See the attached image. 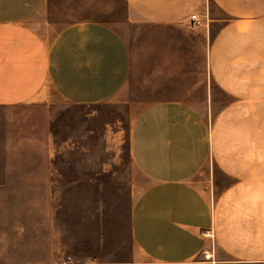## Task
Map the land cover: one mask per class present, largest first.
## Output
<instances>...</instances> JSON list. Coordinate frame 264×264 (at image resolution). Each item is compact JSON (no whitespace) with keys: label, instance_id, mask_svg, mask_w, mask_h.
<instances>
[{"label":"crops","instance_id":"0c3cea01","mask_svg":"<svg viewBox=\"0 0 264 264\" xmlns=\"http://www.w3.org/2000/svg\"><path fill=\"white\" fill-rule=\"evenodd\" d=\"M50 1L0 0V108L46 110L52 91L79 105L148 99L128 134L130 210L123 234L100 213L84 250L65 252L55 206L22 197L11 223L51 243L2 264H264V0H106L114 21L74 16L58 31ZM22 126L35 131L7 138L0 194L60 193L52 138Z\"/></svg>","mask_w":264,"mask_h":264},{"label":"rangeland","instance_id":"374dc122","mask_svg":"<svg viewBox=\"0 0 264 264\" xmlns=\"http://www.w3.org/2000/svg\"><path fill=\"white\" fill-rule=\"evenodd\" d=\"M106 0H51L50 20L58 31L76 21L74 16L90 15L114 21L105 11ZM53 37V36H46ZM191 56L196 69H202V55L197 44L198 34L189 37ZM51 103L47 109L42 105L27 104L22 110L6 111L0 108V178L5 176L2 160L6 140L17 139L21 133L35 130L22 124H36L40 133H49L53 140L56 162L55 186L60 193L50 196H13L0 194V264L21 261L35 255L39 248L48 252L51 243L49 232L37 236L35 228L29 226L26 236L21 237L14 223L19 220V202L23 197L36 199L46 207L52 203L58 221L61 249L65 252L84 250V230L100 214L113 221L119 234L125 231L130 210L133 189V168L131 166L128 134L131 122L149 101L133 97L125 101H110L96 105L73 104L52 91ZM135 183L145 186L143 176L134 173ZM9 204V205H8ZM31 220V219H29ZM9 221V225H6ZM13 224V225H12ZM39 239V241L37 240ZM27 260V259H26Z\"/></svg>","mask_w":264,"mask_h":264},{"label":"built area","instance_id":"2783aa9c","mask_svg":"<svg viewBox=\"0 0 264 264\" xmlns=\"http://www.w3.org/2000/svg\"><path fill=\"white\" fill-rule=\"evenodd\" d=\"M191 19H192V21H193L195 24H200V20H199L197 14H192V15H191ZM204 256H205L206 258L210 257V255H209L207 252H204Z\"/></svg>","mask_w":264,"mask_h":264}]
</instances>
